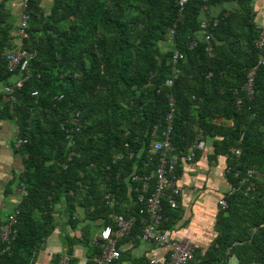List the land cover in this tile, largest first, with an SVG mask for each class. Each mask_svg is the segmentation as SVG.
I'll use <instances>...</instances> for the list:
<instances>
[{
	"label": "trees",
	"instance_id": "16d2710c",
	"mask_svg": "<svg viewBox=\"0 0 264 264\" xmlns=\"http://www.w3.org/2000/svg\"><path fill=\"white\" fill-rule=\"evenodd\" d=\"M24 1L0 0V134L14 126L13 154L23 167L5 191L7 197L15 185L23 191L15 212L6 218L0 209V225L17 221L15 239L0 240V264H37L64 213L65 225L83 233L69 239V255L83 242L91 248L88 264L100 252L92 229L114 226L111 216L135 221L119 250L140 242L148 216L134 190L143 183L131 178H150L148 196L154 193L160 154L149 149L167 130L171 98V156L181 162L200 138L213 140L215 154L229 159L234 192L201 264L223 263L228 250L241 264H264V184L256 177L246 182L250 170L264 174V66L255 98L244 92L248 73L264 57L255 0H188L183 7L181 0H28L23 11ZM18 47L34 58L30 79L10 96L5 87L23 73L10 72L5 55ZM176 52L185 58L174 66ZM19 141L26 143L18 148ZM177 210L163 200L165 231L173 230ZM125 259L122 252L119 264Z\"/></svg>",
	"mask_w": 264,
	"mask_h": 264
},
{
	"label": "crops",
	"instance_id": "0c3cea01",
	"mask_svg": "<svg viewBox=\"0 0 264 264\" xmlns=\"http://www.w3.org/2000/svg\"><path fill=\"white\" fill-rule=\"evenodd\" d=\"M225 7H219L218 11L215 10V13L221 12ZM254 7L257 12V24L264 29V0H255ZM15 9L17 16H20V7L18 6ZM219 122L221 123L223 120H219ZM12 136H16L14 126H4L0 134V142L2 143V157H0V171L2 172H0V178L3 177V173L4 175L6 173L8 181H3L2 185L5 186H2L0 189L2 191L0 195V209L2 210L8 204V201H11L16 209L23 195L22 189H16V193L13 192L9 197L5 195L13 173H20L23 169L22 167L21 171H18L17 168H14L15 162H18L16 158L19 157H15L13 150L10 155L6 154L8 153L7 142L10 143L12 148ZM20 163L22 166V161ZM228 163V156H218L215 154L213 140L206 142L205 150L200 153L193 163H187L185 159H182L178 163L177 167L181 172L177 174L176 184L181 190V197L179 198V207L176 211V222L173 230L169 231V234L174 241L191 242L195 250V259L189 264H201L200 258L213 247L219 238L216 227L220 213L224 210L221 202L234 192L227 178V174L229 173ZM9 170L10 172H8ZM258 173L256 180L264 184V174ZM13 212L6 213L5 217L7 218ZM81 215L82 213H78V216ZM60 222H62V226L47 240L40 252L37 264H55L54 261L59 256L60 262L63 256H69L75 264H88L91 248L83 242L75 244L73 249H71L72 256L69 255L71 247L69 239H80L83 237V233L73 231L65 225L67 222L66 213L63 214V219ZM99 232L100 230L93 234L94 239ZM93 242L92 245L94 246ZM120 251L126 255L123 264H149L152 260L164 262L168 261L171 257L170 248L143 241L137 243L126 241L121 246ZM226 255L224 262L221 264H241L235 255L230 254V250L226 252Z\"/></svg>",
	"mask_w": 264,
	"mask_h": 264
},
{
	"label": "built area",
	"instance_id": "2783aa9c",
	"mask_svg": "<svg viewBox=\"0 0 264 264\" xmlns=\"http://www.w3.org/2000/svg\"><path fill=\"white\" fill-rule=\"evenodd\" d=\"M187 1L188 0H181L180 5L183 7ZM27 9L28 0H25L23 11H26ZM28 20V16L24 14L22 16V23L20 25L18 37L23 39L27 37L25 29L28 27ZM206 27L207 21H204L202 28L205 29ZM174 33L175 32L173 31L172 34ZM257 45L259 49L264 48V34L260 37ZM211 50L212 49L209 48L207 51L210 53ZM5 58L9 62L10 72L14 73L20 70V72L23 73V78L20 79L15 86L5 87L4 92L11 96L16 88L22 89L24 84L30 79L29 68L34 55L31 52L18 47L15 50L7 52ZM184 58L185 57L182 54L176 52L172 58L173 65H178L180 61L184 60ZM261 66H264V57H261L257 66L248 73L247 82L244 86V92L247 99L253 100L255 98L256 74ZM172 84V81L168 83V85ZM241 103L242 101L239 100L238 106H240ZM174 105L175 100L174 98H171L170 106L172 107V111L167 117L169 123L167 130L163 133L161 141L153 142L149 149V154L151 155L160 154L159 165L155 173L157 181L154 193L151 196H148L151 189L150 178L138 175H133L131 178L132 183H143L141 187H136L134 190L139 194V203L146 205V207L140 211L141 214L148 216V219L146 218L143 220L144 231L138 239L143 242L156 243L162 247H168L171 251V257L168 261L159 262L152 260L149 264H189L195 259V250L190 241H174L169 232L162 228L164 221L163 200L168 199L171 209L177 210L179 207V198L181 197V190L176 184L178 158L171 156L174 152L172 142V120L175 114L173 108ZM25 143L26 141H19L16 146L19 148ZM205 148L206 143L199 138L189 149L185 156V161L187 163H193L197 159L198 153H202ZM231 153L239 157L241 155V150L232 149ZM133 156L134 154L130 157ZM258 174V171L250 170L246 182L250 183L256 176H258ZM109 199V196H107L106 200L108 201ZM221 206L223 209H226L228 206L227 201L223 200ZM111 219L114 226H106L101 229L94 239L93 244L100 252L99 255L93 259V264H119L121 259V252L118 247L119 242L129 237L135 227L134 219H126L124 216H111ZM16 223V216H13L5 227L0 225V240L2 242L9 243L15 239L17 231L14 229V225ZM60 264H71V258L69 256H63Z\"/></svg>",
	"mask_w": 264,
	"mask_h": 264
},
{
	"label": "rangeland",
	"instance_id": "374dc122",
	"mask_svg": "<svg viewBox=\"0 0 264 264\" xmlns=\"http://www.w3.org/2000/svg\"><path fill=\"white\" fill-rule=\"evenodd\" d=\"M167 44H164V47H167L166 46ZM11 127H13V125L12 124H9ZM9 130V129H8ZM5 133H7V132H5ZM15 136L13 137L12 136V140H13V142H15L16 140H15ZM5 147V146H4ZM6 147H7V152L8 153H6V154H8V155H10L11 154V151L13 150L12 148H11V146H10V143H6ZM0 157H2V155H0ZM16 160L18 161V162H15V165H14V168H17V170L18 171H21L20 169H22V166H21V163H20V158H16ZM8 167H10L9 165H7ZM19 166H21L20 168H19ZM6 168V167H5ZM23 170V169H22ZM0 172H2V171H0ZM8 172H10V170L8 171ZM18 174V173H17ZM9 175V174H8ZM7 177V174L5 173V175H4V173H3V177H1L0 178V189L2 188V186H5V185H2V183H4L3 181H8V178H6ZM9 177H10V175H9ZM16 189H17V186L15 185L14 187H13V192L14 193H16ZM1 190H0V195H1ZM3 210H4V213H11V212H15V205L14 204H12V202L11 201H8V204L3 208ZM97 231H98V228L96 227V228H94L93 227V229H92V234H94V233H97Z\"/></svg>",
	"mask_w": 264,
	"mask_h": 264
}]
</instances>
